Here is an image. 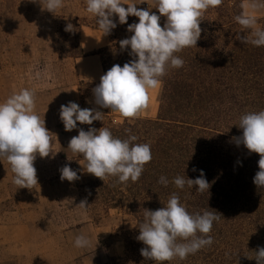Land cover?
<instances>
[{
    "label": "rangeland",
    "instance_id": "obj_1",
    "mask_svg": "<svg viewBox=\"0 0 264 264\" xmlns=\"http://www.w3.org/2000/svg\"><path fill=\"white\" fill-rule=\"evenodd\" d=\"M84 3L63 0V7L51 13L42 10L38 0H0V103L21 89L34 92L35 112L45 119L53 139V153L45 158L37 154L34 161L38 184L32 189L18 188L11 166L6 159L0 160V264H129L126 241L134 222L113 210L100 211L96 217L91 201L80 195L75 181L60 179L59 170L65 165L77 171L81 184L94 177L83 171L84 162L68 149L80 127L77 122V129L65 131L60 106L71 101L72 94H80L81 108L105 110L95 104L93 87L78 79L81 26L92 24L95 28H89L99 30ZM145 3L151 6L152 0ZM253 3L259 7L253 9ZM244 14L254 16V27L260 29L264 0L247 2ZM68 23L73 25L72 32L65 31ZM254 99L246 95L216 119L225 139L219 152L225 156L227 171L214 177L219 199L214 211L221 214L215 224L226 241L242 249V264H257L255 253L264 247V189L253 183L260 156L234 139L242 135L237 126L242 115L264 110V104L256 106ZM125 119L116 116L119 124ZM82 200L89 204L86 210L78 207ZM81 234L90 239L86 248L74 244Z\"/></svg>",
    "mask_w": 264,
    "mask_h": 264
},
{
    "label": "clouds",
    "instance_id": "obj_2",
    "mask_svg": "<svg viewBox=\"0 0 264 264\" xmlns=\"http://www.w3.org/2000/svg\"><path fill=\"white\" fill-rule=\"evenodd\" d=\"M38 2L42 10L51 13L63 7V0ZM86 2V11L96 17L104 35L117 27L114 17H118L121 25L128 24L129 16L138 17V23L128 24L127 31L132 35L119 41L122 51L130 48L132 59L122 67L113 65L93 89L95 104L99 108L110 109L124 118H137L149 106V91L160 86L168 69L183 67L184 60L175 53L196 46L201 37V17L209 8L219 7L223 0H152L147 9H138L137 3L132 0ZM144 2L141 0V3ZM251 7L256 9L259 5L253 3ZM152 8L157 9L159 15L152 12ZM162 16L166 17L163 27L160 23ZM235 20L246 33L243 36L238 34L242 43L264 46V30L255 29L254 16L242 13ZM65 31L72 32L73 25L68 23ZM35 107V94L29 89H21L0 103V160L6 159L11 166L13 183L18 188L32 189L37 185V170L34 167L37 154L45 158L53 153L52 133L46 128L45 119L35 112ZM59 116L65 131H72L77 129V122L92 125L94 121H103L104 113L96 108H81L78 103L69 101L60 106ZM237 126L243 130L240 137L234 138L237 145L243 144L250 153L260 156L259 171L253 183L258 189H264V110L242 115ZM135 141V135L126 139L114 137L106 127H90L87 131L81 128L78 135L70 139L68 149L83 156L84 163L81 165L86 173L103 181L107 177H115L116 183L136 182L145 165L152 160V153L148 143ZM59 171L61 181L80 179L77 171L68 165ZM158 183L167 186L169 181L162 175ZM173 183L179 189L185 185L189 188L196 186V191L200 193L210 188L202 170L196 179L178 175ZM78 207L86 210L87 201L82 200ZM220 217L221 214L214 210H204L202 214L189 213L178 194L173 192L164 207L154 211L144 210V219L136 237L145 245L140 253L145 260L155 264H164L175 258L186 259L213 243L212 236L208 234ZM74 244L78 248H86L90 239L83 234L77 235ZM254 258L257 264H264V247L259 248Z\"/></svg>",
    "mask_w": 264,
    "mask_h": 264
},
{
    "label": "trees",
    "instance_id": "obj_3",
    "mask_svg": "<svg viewBox=\"0 0 264 264\" xmlns=\"http://www.w3.org/2000/svg\"><path fill=\"white\" fill-rule=\"evenodd\" d=\"M250 1L253 0H223L219 7L209 8L204 13L201 37L196 46L175 53L184 60L183 67L169 68L162 78L157 119L127 118L119 124L108 109L103 121H94L92 125L79 123L80 129L85 131L90 127H106L114 137L126 139L135 135V143L151 146L152 160L145 165L136 182L116 183L115 177H107L103 181L95 176L83 184L79 179L75 181L80 195L91 201L90 207L96 217L100 211L113 210L134 222L131 236L126 241L130 255L126 262L129 264L151 262L141 255L140 249L145 245L136 239L145 209L154 211L164 207L173 192L178 194L180 202L191 214L217 208L219 199L214 193V177L224 176L222 172L227 171L224 168L227 166L225 156L219 152L221 141L225 139L219 134L221 127L216 120L217 115L229 113L246 95L256 98L254 105L264 104V46L242 43L238 34L243 36L244 33L235 20L237 15L244 13V6ZM132 2L137 3L138 9L149 7L141 0ZM151 11L159 15L157 9L152 8ZM113 19L117 27L109 33L110 43L96 53L102 61L103 75L113 65L122 67L132 59L130 48L122 51L119 41L132 35L127 27L138 23V17L129 16L128 24L123 25L119 24L118 17ZM165 21L166 17L162 16V27ZM259 24L264 30V18L259 20ZM83 26L94 27L87 23ZM99 83L83 85H91L94 89ZM79 160L83 161L82 155H79ZM201 170L210 184L208 191L200 193L196 186L189 188L185 185L179 189L174 185L176 176L196 179ZM162 175L169 181L167 186L158 183ZM215 223L208 234L213 238L210 246L188 255L186 259L175 258L167 263L242 264L239 261L242 249L226 241Z\"/></svg>",
    "mask_w": 264,
    "mask_h": 264
},
{
    "label": "crops",
    "instance_id": "obj_4",
    "mask_svg": "<svg viewBox=\"0 0 264 264\" xmlns=\"http://www.w3.org/2000/svg\"><path fill=\"white\" fill-rule=\"evenodd\" d=\"M126 8L127 5L125 4ZM137 7V6H136ZM246 12V4L244 6V13ZM110 43V35H104L103 31L92 29L89 27H82L80 29V46L83 56L76 60V68L78 72V79L83 84H94L100 82L103 75L102 61L96 53L107 47ZM160 86L149 91L150 103L146 110L140 113L137 118H146L155 120L159 112V93ZM82 100L80 94H72L71 101L80 104ZM108 109H105V113ZM111 112L112 117L116 120V116L122 117L117 112ZM84 161H82L83 163Z\"/></svg>",
    "mask_w": 264,
    "mask_h": 264
}]
</instances>
